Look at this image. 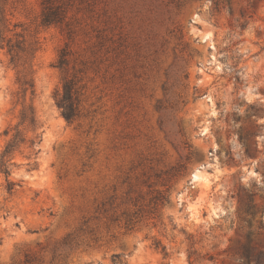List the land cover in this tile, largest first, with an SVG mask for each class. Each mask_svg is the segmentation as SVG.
Listing matches in <instances>:
<instances>
[{"label": "rangeland", "instance_id": "rangeland-1", "mask_svg": "<svg viewBox=\"0 0 264 264\" xmlns=\"http://www.w3.org/2000/svg\"><path fill=\"white\" fill-rule=\"evenodd\" d=\"M59 1L70 41L40 0L10 10L39 43L40 143L11 192L0 174V264H264V0ZM15 78L0 51V151Z\"/></svg>", "mask_w": 264, "mask_h": 264}, {"label": "trees", "instance_id": "trees-1", "mask_svg": "<svg viewBox=\"0 0 264 264\" xmlns=\"http://www.w3.org/2000/svg\"><path fill=\"white\" fill-rule=\"evenodd\" d=\"M40 1L39 26H55L59 28L64 26L66 38L69 41L72 40L73 31L66 23V7H64V4L59 0ZM12 5L13 0H0V51H5L9 66L16 71L15 80L18 91L15 103L21 106L18 122L14 126H9L3 132V135L7 137V141L0 151V174L5 177L8 192H11L14 186V183L9 180L10 168L14 165L12 162L14 154L20 148L26 147L31 152L30 156H35L37 151L34 148L40 143V135L37 133L39 123L32 103L35 93L33 62L39 50V43L35 37L29 34L25 25L20 22H12V14L10 12L11 8H13ZM68 55V42H65L56 63V68L63 74L61 92L56 104L62 118L69 123L77 116L78 90L75 79L66 74L69 64ZM24 131L30 132L32 138L27 139ZM253 196L254 194L251 193L249 198ZM247 211L251 213L253 207H248ZM162 251L164 252L165 249L162 248Z\"/></svg>", "mask_w": 264, "mask_h": 264}]
</instances>
